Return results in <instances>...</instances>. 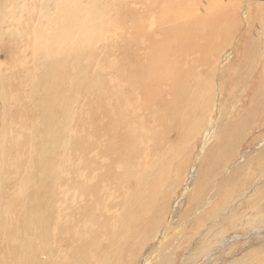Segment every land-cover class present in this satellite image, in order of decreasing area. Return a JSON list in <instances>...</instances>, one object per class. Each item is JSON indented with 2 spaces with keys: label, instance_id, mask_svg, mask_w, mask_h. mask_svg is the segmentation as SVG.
I'll return each instance as SVG.
<instances>
[{
  "label": "rangeland",
  "instance_id": "obj_1",
  "mask_svg": "<svg viewBox=\"0 0 264 264\" xmlns=\"http://www.w3.org/2000/svg\"><path fill=\"white\" fill-rule=\"evenodd\" d=\"M172 1L183 16L143 13L136 31L149 0H0V224L23 215L45 138L40 74L69 73L37 264H264V0L157 3ZM55 41L66 51L46 58ZM135 55L162 77L158 100L132 85ZM88 77L106 87L95 121Z\"/></svg>",
  "mask_w": 264,
  "mask_h": 264
},
{
  "label": "bare ground",
  "instance_id": "obj_2",
  "mask_svg": "<svg viewBox=\"0 0 264 264\" xmlns=\"http://www.w3.org/2000/svg\"><path fill=\"white\" fill-rule=\"evenodd\" d=\"M165 2L166 1H164V3ZM180 5H181L180 2L172 1L170 4L168 3V6H169V9H168V8H166V5H165V7H163L162 4H158L157 0L156 1L155 0H151V1L149 0L148 3L146 2V6L144 7V9L142 11L140 10L138 12L137 11L131 12L130 17L133 19L134 29H136V31H137V30H141L144 28V24L140 18L141 16H143L142 15L143 13L146 14L145 16H148L151 13L158 12L159 14H161L163 19L167 18L169 16H175V17L183 16V13L185 12L184 8H183L184 6L182 7ZM71 11L72 12H70V14L72 16L73 12L75 13V11L74 10H71ZM181 25H183V24H179L176 27H172L170 29H176L177 27H179ZM137 41H138L137 38H133V43H132L133 45L132 46H134V44H137ZM41 50H43V49H41ZM64 50L66 51L65 46L62 45V41L61 42L55 41V42H52L50 44V47L47 48V51H46V53L44 52V55L46 58H50L55 54L56 55L62 54ZM135 56L137 57V55H135ZM148 62L146 64H142V62L139 60L138 57L135 58L136 74L133 77L131 76L130 80H131L132 85H136L143 90V92L145 93V95L147 96V99L149 101H153V100L159 99V96H160L159 95V92H160L159 91V84L163 79L160 75H158V72L149 71V68L154 65V62H151L149 65H147ZM155 65L157 67V64H155ZM77 71L79 72V70H77ZM68 74L69 73H67L66 61L61 62L57 65H53L50 69L44 70V72L42 74H40L39 80L40 81L45 80L47 82V84H49L45 93H36V95L39 97V101L41 103L38 112H39V114L42 118L43 124H44L45 138L42 142H40L38 144V146H36L35 154H34V157H33L32 163H31V171L30 172L28 171L29 172L28 177L26 179L24 178L23 180H21V182H19L20 183V185H19L20 191H21L20 195L21 194L24 195L23 197L26 196L25 194L28 195V197H26V199H27L26 203L27 204L24 203L25 204V210H24L23 215L17 221L13 220L11 218L9 223L0 224V232H5L4 234H6L5 239H6V243H7V246H5V250H7L5 252L6 254L3 256H0V262H2L3 264H37V253L39 251V246L44 245V247H45L47 245L46 235L48 234V230H49V228H48V219H49L48 208H49V202L52 198V192H51L52 191V183L51 182H52L54 174H55V166L53 164V159H52V153H53L52 147L58 143L59 138L62 134V127L63 126L60 123L59 111H61L62 109L64 110V108L62 106L65 105L66 102H68V100L66 98H64L66 95L65 94L66 92L64 90V85L67 82ZM79 75H78V77H80ZM81 78H78V79H81ZM95 78H97V77H95ZM88 79H90V78L88 77ZM81 80L80 81L77 79L73 80L74 83H73V86L71 87L72 92H75L78 90L79 84L81 83ZM100 81L101 80H99V82H97V79L96 80L90 79V80H88V82H86L87 89L95 91L96 95H98L97 96V102L95 103L96 105H94L95 107H93L89 111L90 112L89 115L91 116L92 121H95L96 116L99 115L98 110H97L98 114L96 115V109H97L96 107L97 106H101V108L107 109V104H105L104 100L102 99V96L104 93V88H106V87H104V85H103L104 88H102L101 83L104 81H102L101 83H100ZM111 94H112V92H111ZM109 98H108V100H109ZM67 112H68V110H67ZM67 112L65 113L62 111V113H64V114H67ZM105 114H106V111H105ZM107 116L109 117V115H107ZM108 120H110V117ZM105 126H106L105 128L107 130L106 133L109 132V134L112 133V135H113V133H116V131H115L116 130L115 129L116 118L114 120H111L110 122H108V124ZM64 130H65V128H64ZM24 146H26V145H24ZM79 146L80 145H77V147H79ZM0 147H3V149L6 151H8L7 149L10 148V147L7 148L6 146H4V142L0 143ZM11 149L12 148H10V150ZM107 152H109L110 154L116 155V134H114V136L110 139L108 147H107ZM27 163H28V160H27ZM26 166L28 167V165H26ZM28 170H29V168H28ZM33 171H36V173H37L36 176L38 178L37 179L38 181L35 183L32 182L33 175L35 174V173H33ZM109 171H110V169L108 170V172ZM104 176L107 177V175H104ZM49 226H50V224H49ZM46 263H47V261H46Z\"/></svg>",
  "mask_w": 264,
  "mask_h": 264
}]
</instances>
